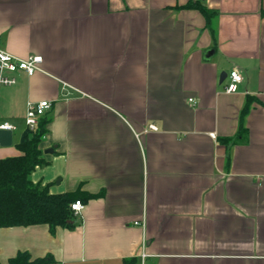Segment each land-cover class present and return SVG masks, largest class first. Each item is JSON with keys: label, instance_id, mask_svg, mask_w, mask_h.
Returning a JSON list of instances; mask_svg holds the SVG:
<instances>
[{"label": "crops", "instance_id": "crops-1", "mask_svg": "<svg viewBox=\"0 0 264 264\" xmlns=\"http://www.w3.org/2000/svg\"><path fill=\"white\" fill-rule=\"evenodd\" d=\"M189 1L0 0V48L42 57L0 89V159L48 101L30 180L91 196L73 229H0L1 264H264V0H200L213 34Z\"/></svg>", "mask_w": 264, "mask_h": 264}, {"label": "trees", "instance_id": "trees-1", "mask_svg": "<svg viewBox=\"0 0 264 264\" xmlns=\"http://www.w3.org/2000/svg\"><path fill=\"white\" fill-rule=\"evenodd\" d=\"M184 8L197 10L204 18L205 26L214 33L215 13L201 5L200 0L189 1ZM247 99L240 113L237 137L243 131L242 120L250 107ZM51 119L46 113L38 119L33 131L25 127L15 144L18 156L0 159V229L47 225L50 231L57 227L73 229L75 216L70 205L75 201L82 204L91 199L80 192L52 195L47 186L33 184L31 173L47 163L43 159L41 144ZM1 264V263H0ZM7 264H57L51 255L31 258L26 252H18L8 259ZM122 264H137L136 258L123 260Z\"/></svg>", "mask_w": 264, "mask_h": 264}, {"label": "built area", "instance_id": "built-area-1", "mask_svg": "<svg viewBox=\"0 0 264 264\" xmlns=\"http://www.w3.org/2000/svg\"><path fill=\"white\" fill-rule=\"evenodd\" d=\"M42 57L39 55H30L26 59L17 58L0 48V89L3 87H10L15 84V75L22 72L27 76H32L40 70ZM228 82L225 87V92L232 93L236 90L237 85L243 81L242 76L236 71L231 70L227 76ZM193 102L192 99L188 100ZM51 104L48 101H41L37 103H29L27 105L24 124L27 129L33 131L38 119L50 111ZM150 130H156L154 126H149ZM14 127L7 123H0V131L12 132ZM74 216L78 215L83 209V204L80 201H75L70 205ZM145 256L141 255L140 264H143Z\"/></svg>", "mask_w": 264, "mask_h": 264}, {"label": "water", "instance_id": "water-1", "mask_svg": "<svg viewBox=\"0 0 264 264\" xmlns=\"http://www.w3.org/2000/svg\"><path fill=\"white\" fill-rule=\"evenodd\" d=\"M11 144V132L9 131H0V145L9 146ZM45 154L52 153V150L44 151Z\"/></svg>", "mask_w": 264, "mask_h": 264}, {"label": "rangeland", "instance_id": "rangeland-1", "mask_svg": "<svg viewBox=\"0 0 264 264\" xmlns=\"http://www.w3.org/2000/svg\"><path fill=\"white\" fill-rule=\"evenodd\" d=\"M3 88H4V87H3ZM73 221H74V223H75L76 220L74 219Z\"/></svg>", "mask_w": 264, "mask_h": 264}]
</instances>
